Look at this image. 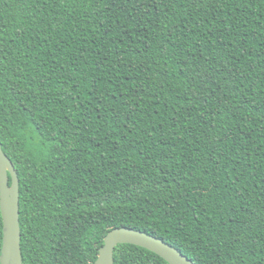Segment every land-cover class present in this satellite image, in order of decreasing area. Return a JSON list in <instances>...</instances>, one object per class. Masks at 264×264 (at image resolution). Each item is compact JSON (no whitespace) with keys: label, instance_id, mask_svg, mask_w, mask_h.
<instances>
[{"label":"trees","instance_id":"trees-1","mask_svg":"<svg viewBox=\"0 0 264 264\" xmlns=\"http://www.w3.org/2000/svg\"><path fill=\"white\" fill-rule=\"evenodd\" d=\"M0 144L24 264H264V0H0Z\"/></svg>","mask_w":264,"mask_h":264},{"label":"water","instance_id":"water-1","mask_svg":"<svg viewBox=\"0 0 264 264\" xmlns=\"http://www.w3.org/2000/svg\"><path fill=\"white\" fill-rule=\"evenodd\" d=\"M0 210L3 219V247L1 264H24L20 224V180L17 170L0 144ZM133 245L145 249L168 264H194L177 249L162 239L130 228L110 231L95 264H115V249Z\"/></svg>","mask_w":264,"mask_h":264}]
</instances>
